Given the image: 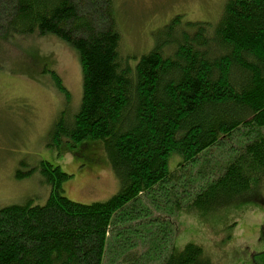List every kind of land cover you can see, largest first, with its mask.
<instances>
[{"label":"trees","instance_id":"16d2710c","mask_svg":"<svg viewBox=\"0 0 264 264\" xmlns=\"http://www.w3.org/2000/svg\"><path fill=\"white\" fill-rule=\"evenodd\" d=\"M220 10L213 23L173 16L153 47L121 59L113 0H0V41L51 34L80 60V107L57 115L47 144L101 141L119 183L106 201L73 202L70 175L41 160L45 202L0 207V264H213L201 245L174 246L173 217L264 205V0ZM218 147L230 157L207 171L200 160Z\"/></svg>","mask_w":264,"mask_h":264},{"label":"rangeland","instance_id":"374dc122","mask_svg":"<svg viewBox=\"0 0 264 264\" xmlns=\"http://www.w3.org/2000/svg\"><path fill=\"white\" fill-rule=\"evenodd\" d=\"M224 2L113 0L114 25L120 36L119 57L136 58L153 47V32L173 16L181 14L183 21L213 23ZM51 71L57 74L67 95L57 90ZM81 82L76 50L58 37L14 35L0 41V207L28 199L40 205L45 202L48 185L37 169L41 160L53 163L70 175L63 183V195L73 202H102L117 192L119 183L101 141L86 139L72 146L62 138L57 145L47 144V134L57 115L64 110L71 119L78 111ZM82 144L88 146L81 149ZM227 149L213 148L200 162L207 171L213 168L218 172L224 160L230 157ZM178 159L171 158L169 168L172 169ZM31 169L30 176L25 174L18 178L16 175L18 171L27 173ZM193 171L196 174V170ZM260 192L264 202V181ZM159 199L162 204L159 209L152 208V214L153 217L160 215L158 221H161L166 218L167 204L161 197ZM172 224L177 249L189 242L201 245L213 264H258L262 261L263 203L232 204L208 213L183 212L173 217ZM105 260L111 264L108 257Z\"/></svg>","mask_w":264,"mask_h":264}]
</instances>
